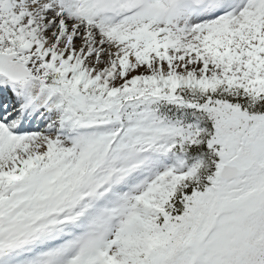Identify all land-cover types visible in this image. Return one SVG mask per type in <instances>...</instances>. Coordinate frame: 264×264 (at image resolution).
I'll use <instances>...</instances> for the list:
<instances>
[{
    "label": "snow or ice",
    "instance_id": "6c2138e0",
    "mask_svg": "<svg viewBox=\"0 0 264 264\" xmlns=\"http://www.w3.org/2000/svg\"><path fill=\"white\" fill-rule=\"evenodd\" d=\"M0 264H264V0H0Z\"/></svg>",
    "mask_w": 264,
    "mask_h": 264
}]
</instances>
